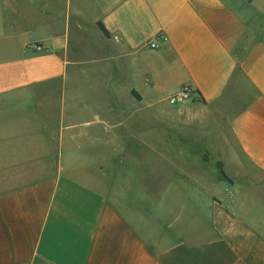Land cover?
Segmentation results:
<instances>
[{"label": "crops", "instance_id": "0c3cea01", "mask_svg": "<svg viewBox=\"0 0 264 264\" xmlns=\"http://www.w3.org/2000/svg\"><path fill=\"white\" fill-rule=\"evenodd\" d=\"M72 66L96 74L95 119L66 98ZM183 86L187 154L166 162L211 196L194 226L168 206L124 211L52 164L92 128L122 127L109 100L153 106ZM195 144L230 183L188 173ZM0 264H264V0H0Z\"/></svg>", "mask_w": 264, "mask_h": 264}, {"label": "rangeland", "instance_id": "374dc122", "mask_svg": "<svg viewBox=\"0 0 264 264\" xmlns=\"http://www.w3.org/2000/svg\"><path fill=\"white\" fill-rule=\"evenodd\" d=\"M73 36L71 33L70 37ZM132 64L133 62H130L131 68ZM83 71L84 69L78 66L67 68L65 92L67 100L72 101L73 108L77 105L76 110L80 108L78 105L86 102L88 108L82 116L90 120L99 115L93 105L95 100L90 99L86 93L87 90H93L89 84L93 86L92 78L95 79L96 74L87 79L82 75ZM137 81V78H129L127 82L137 84ZM160 90L156 93L158 99L169 95L164 90V84ZM112 101V118L122 116V127L107 131L106 139L103 138V133L94 127L91 134L98 137L97 140L88 141L81 138L70 141L69 143L74 142V146H67L64 137L62 142L65 146L59 149L61 159L57 155L56 162L53 163L52 160V164L58 163L76 177H86L91 185L102 190L121 209L127 204H136L141 214L150 216L157 212L160 206H168L172 222L178 221V226H183L188 221L189 227L194 226L199 220L192 209L205 204L211 196L195 192L196 186L199 187L197 182L202 181L201 179L189 178L185 173H180V166H177L179 164L174 163L171 167L166 162H180L181 157L171 156L169 152L172 150L176 151V154H187V148L183 147L187 138L179 131L185 125V119L179 112L177 103L170 104L168 98L167 103H156L153 106L148 102L132 101L126 97L109 100ZM188 149L192 151L194 159L188 164V173L192 176L196 173L209 175V187H212L213 182H226L220 174L218 162L205 155L196 144ZM196 150L199 155L202 154L198 162L195 161ZM53 159L55 160V157ZM154 219L155 222L159 221L157 217Z\"/></svg>", "mask_w": 264, "mask_h": 264}, {"label": "built area", "instance_id": "2783aa9c", "mask_svg": "<svg viewBox=\"0 0 264 264\" xmlns=\"http://www.w3.org/2000/svg\"><path fill=\"white\" fill-rule=\"evenodd\" d=\"M149 46L151 48L155 47L153 43H150ZM193 95L194 94L189 86H183L177 94H174L168 97V102L170 104H176L178 102L191 99Z\"/></svg>", "mask_w": 264, "mask_h": 264}, {"label": "water", "instance_id": "95a60500", "mask_svg": "<svg viewBox=\"0 0 264 264\" xmlns=\"http://www.w3.org/2000/svg\"><path fill=\"white\" fill-rule=\"evenodd\" d=\"M220 174H221V176L224 178V180H225L226 182H229V183H230L229 178L227 177V175H226L223 171H220Z\"/></svg>", "mask_w": 264, "mask_h": 264}, {"label": "trees", "instance_id": "16d2710c", "mask_svg": "<svg viewBox=\"0 0 264 264\" xmlns=\"http://www.w3.org/2000/svg\"><path fill=\"white\" fill-rule=\"evenodd\" d=\"M98 25H99L100 29L103 31V33H104L105 35H107V31L105 30V28H104L100 23H99ZM132 93H133V95H135L134 92H132Z\"/></svg>", "mask_w": 264, "mask_h": 264}]
</instances>
